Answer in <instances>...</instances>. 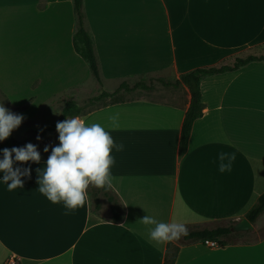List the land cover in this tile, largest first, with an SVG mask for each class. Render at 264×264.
<instances>
[{
	"label": "crops",
	"instance_id": "crops-1",
	"mask_svg": "<svg viewBox=\"0 0 264 264\" xmlns=\"http://www.w3.org/2000/svg\"><path fill=\"white\" fill-rule=\"evenodd\" d=\"M83 5L99 73L110 87L106 93L138 77L163 75L171 82L158 100L124 99L80 117L104 125L124 145L111 153L115 164L108 184L123 206L122 222H109V210L107 219L97 218L100 210L91 221L88 199L68 212L38 192L37 169L59 143L54 130V140L45 135L34 141L39 164H14L31 169L23 188L7 191L0 184V264L10 256L19 264H163L167 242L149 239V226L139 221L146 214L185 226L236 223L264 192V63L201 81L204 108L182 158L180 131L190 93L181 83L170 85L194 69L264 57V0H83ZM15 31L25 39L17 42L14 70ZM73 31L71 0H0L5 108L24 116L31 110L60 113L70 100L60 97L83 89L89 72L73 50ZM113 114L117 128L110 127ZM220 152L235 153L231 172L218 171ZM170 243L178 247L175 264H264V235L223 249Z\"/></svg>",
	"mask_w": 264,
	"mask_h": 264
},
{
	"label": "clouds",
	"instance_id": "clouds-1",
	"mask_svg": "<svg viewBox=\"0 0 264 264\" xmlns=\"http://www.w3.org/2000/svg\"><path fill=\"white\" fill-rule=\"evenodd\" d=\"M23 120L22 115L12 113L0 102V143L8 139ZM109 121L111 128L119 127L117 114L111 115ZM56 131L59 143L51 147L46 163L37 169L36 182L41 195L53 204H62L70 212L85 203L90 187L104 189L109 184L111 168L115 164L111 153L113 150L122 152L124 145L115 143L104 125L86 123L76 116L57 122ZM44 152H49V146H45ZM235 159V153H218V171L231 172ZM40 161L41 155L32 143L0 150V172L3 173L0 184L6 185L7 191L22 189L23 179L30 178L31 169H14V164H39ZM139 221L149 226V239L157 243L170 242L188 235L183 223L158 222L147 214Z\"/></svg>",
	"mask_w": 264,
	"mask_h": 264
},
{
	"label": "trees",
	"instance_id": "trees-1",
	"mask_svg": "<svg viewBox=\"0 0 264 264\" xmlns=\"http://www.w3.org/2000/svg\"><path fill=\"white\" fill-rule=\"evenodd\" d=\"M71 3H72V10L74 16V31L72 35L73 50L75 54L85 62L90 76L93 78L96 85L101 90L102 82L100 79L97 57L95 55V50H94V41L91 33L87 31L85 26V13H84L83 0H71ZM258 61L264 63V57L247 56L245 58L235 59L232 66L194 69L192 71L182 74L180 76L179 82L176 81L174 84H170L172 86L173 85L175 86L181 83L188 89L190 93V104L184 115L183 122L181 125L180 141L178 148L179 158H182L187 152L189 135L193 123L202 116L204 105L201 101V93H200L201 81L207 77H211L227 72L237 71L240 68H243L253 62H258ZM158 82L163 86H168V83H165L161 80H158ZM150 86H146L144 81L137 82L132 87H130L126 82H122L119 84V86L113 93H106L101 90L98 93V95L92 96L84 100L81 104H78L73 100H66L62 105L59 122L65 120L66 117L69 118L74 116L82 117L86 113L94 109H97L94 107L98 103H101L100 107L121 103L124 101L122 97L124 93H130L136 89L148 91L151 89ZM105 101H108V103L105 104ZM54 130H56V124L50 125L44 130L35 131L33 133V136L43 137L48 133L53 132ZM25 143L26 141L23 142L15 141V139L12 137L11 134L8 139H6L2 144H0V150H3L5 148L11 149L13 147H22L24 146ZM102 200L106 202L108 205V210L110 215L109 222L113 224H120L123 220V206L120 200L118 199V197L115 195V193H113L109 185H107L104 189H95L91 187L89 188L88 201L91 206L89 219H91V221L96 222L95 216L101 210ZM263 214H264V192L257 198L256 202L251 206V208H249L246 211L243 217L251 225H253ZM234 224L235 223L233 221H227V225H217L213 228L187 230L188 235L182 236V242L196 243V242L211 241V242H215L218 248L223 249L226 246L232 245L233 243L237 242L240 237H246L251 233V232H246L243 234L232 233L231 227ZM242 243L247 244L250 242L248 241ZM177 253H178V247L173 246L170 242H167L163 264H175Z\"/></svg>",
	"mask_w": 264,
	"mask_h": 264
},
{
	"label": "rangeland",
	"instance_id": "rangeland-1",
	"mask_svg": "<svg viewBox=\"0 0 264 264\" xmlns=\"http://www.w3.org/2000/svg\"><path fill=\"white\" fill-rule=\"evenodd\" d=\"M14 43H13V51H14V55H13V60H14V70L16 68V63H17V42H23L25 38H21V32H14ZM26 34V33H25ZM34 36L32 35V38ZM93 37V36H92ZM95 40V38H93V41ZM95 50V49H94ZM21 52V50H20ZM96 55V53H95ZM97 57V55H96ZM79 63L83 64L84 63L78 58ZM98 62V59H97ZM98 67L101 68V64L98 63ZM87 73V72H86ZM103 74V73H100ZM101 78V75H100ZM104 80L103 86H102V91L105 92V90L109 91L110 87L109 86H105V78H101ZM158 80H161L163 82H167L170 83L171 80L170 79H166L163 77V75H155V76H144V77H138L132 80H127L124 81L126 82L130 87H132L135 83L140 82V81H144L146 86H150L151 89L148 91H144L141 89H136L133 90L130 93H124L122 95L123 99L125 100H131V99H147V100H158L160 97H162V95L159 93L160 90H163V88L165 86H163L162 84H160L158 82ZM86 82L84 84L83 89H81L80 92L77 91L76 89H73L72 91H68L67 93L63 94L62 97H60V99H65V98H69L70 100H73L75 102H78V104H81L84 100L98 95V93L101 91L98 86L96 85L95 81L91 78V76L87 73L85 75V78L83 79V82ZM92 86V87H91ZM106 87V88H105ZM108 103V101H105V104ZM101 106V103H98L97 105H95L94 108H99ZM12 112V111H11ZM55 113H58L57 111H54ZM54 112H48L47 114H43L42 111H33L31 110L30 112L26 111L25 116H27V118H25L24 115L20 114V113H16V112H12L14 114H19L22 115L24 117V120L22 121L21 126L14 130L11 134L12 137L15 139V141L17 142H23L26 141V144L28 143H32L34 144V141H37V138L32 137L33 133L35 131H39V130H44L47 127H49L50 125H55L57 124V122H59L60 120V113L55 114ZM27 133V134H26ZM25 134V135H24ZM52 134L48 133L46 136H50ZM57 136H50V140H54ZM47 138V141L45 142H49V140ZM3 143V142H2ZM0 143V144H2ZM23 147V146H22ZM97 218L101 219V218H108V205L106 202H104L102 200V207H101V212L97 214ZM217 225H227V222H220L217 224H211V225H204V226H186L187 230H194V229H201V228H213ZM253 230L252 233H250V235L246 236V237H240L238 239V243H242V242H254V240L259 239L263 234H264V216L262 215L261 217H259V220L256 221L253 225ZM241 234V233H239ZM175 244L178 245H186V244H190V243H183L182 242V236L177 239V240H172ZM175 246V245H173Z\"/></svg>",
	"mask_w": 264,
	"mask_h": 264
},
{
	"label": "water",
	"instance_id": "water-1",
	"mask_svg": "<svg viewBox=\"0 0 264 264\" xmlns=\"http://www.w3.org/2000/svg\"><path fill=\"white\" fill-rule=\"evenodd\" d=\"M253 230V226L244 218H240L232 227V233H246Z\"/></svg>",
	"mask_w": 264,
	"mask_h": 264
},
{
	"label": "built area",
	"instance_id": "built-area-1",
	"mask_svg": "<svg viewBox=\"0 0 264 264\" xmlns=\"http://www.w3.org/2000/svg\"><path fill=\"white\" fill-rule=\"evenodd\" d=\"M202 243H203L204 246H206L207 248H210V249L218 248V246H217V244L215 242L204 241ZM5 264H19L18 263V258L16 256H10Z\"/></svg>",
	"mask_w": 264,
	"mask_h": 264
}]
</instances>
